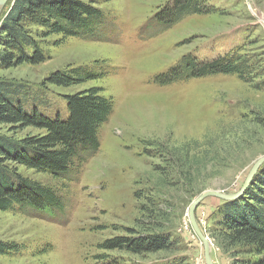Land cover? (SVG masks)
Instances as JSON below:
<instances>
[{
  "label": "rangeland",
  "instance_id": "obj_1",
  "mask_svg": "<svg viewBox=\"0 0 264 264\" xmlns=\"http://www.w3.org/2000/svg\"><path fill=\"white\" fill-rule=\"evenodd\" d=\"M85 1L105 15L96 38L54 36L48 61L0 74L37 84L53 71L91 66L103 77L52 90L70 94L99 86L113 99L114 112L77 181L22 169L65 191L67 205L52 216L0 211V240L25 247L15 256L0 255V264H95L103 253L123 256L127 264H172L177 257L207 264L189 217L192 202L207 190L239 191L264 155V0H207L214 12L188 15L167 29L154 16L172 0ZM235 48L254 56L259 77L249 82L218 74L155 82L188 54L206 60ZM184 147L196 155L193 175L173 166L178 161L173 149ZM158 166L172 173L161 176ZM152 201L164 212L161 228L180 241L175 249L137 256L101 248L107 239L128 235V229H149L142 208ZM223 201L206 198L196 219L211 243L214 264H234L235 257L216 246L211 234Z\"/></svg>",
  "mask_w": 264,
  "mask_h": 264
},
{
  "label": "trees",
  "instance_id": "obj_2",
  "mask_svg": "<svg viewBox=\"0 0 264 264\" xmlns=\"http://www.w3.org/2000/svg\"><path fill=\"white\" fill-rule=\"evenodd\" d=\"M6 8L0 15V72L45 63L54 36L62 41L75 36L96 38L105 18L99 7L85 0H9ZM215 10L207 0H172L154 18L167 29L188 15ZM242 51L235 48L206 60L188 54L157 75L155 82L164 85L218 74H236L251 82L261 75L258 61ZM92 69L56 70L37 84L0 74V211L35 210L52 216L66 207L65 191L44 185L23 174L22 169L48 173L68 183L79 179L90 155L99 150L100 129L113 114L114 101L103 95L99 86L70 94L58 93L52 87H70L103 77L101 71ZM173 150L178 153L173 165L178 172H197L192 150ZM167 169L155 168L161 176L172 173ZM155 205L152 201L150 208H142L147 221L143 225L149 229H128V235L107 239L101 248L137 256L175 249L180 241L161 228L164 212L157 211ZM219 213L211 233L215 245L234 256V264H264V164L239 198L223 201ZM24 250L23 245L0 240V255L15 256ZM97 258L95 264L128 263L123 256L105 253ZM172 264L191 263L177 257Z\"/></svg>",
  "mask_w": 264,
  "mask_h": 264
},
{
  "label": "water",
  "instance_id": "obj_3",
  "mask_svg": "<svg viewBox=\"0 0 264 264\" xmlns=\"http://www.w3.org/2000/svg\"><path fill=\"white\" fill-rule=\"evenodd\" d=\"M9 0H0V13L3 7L7 4ZM264 164V155L257 159L255 164L253 165L251 171L249 172L248 176L246 177L242 187L239 191L235 193H225L223 191L218 190H207L200 194L191 204L189 208V217L190 221L192 223V226L196 232V234L200 237L202 240L204 246H205V260L207 264H214L212 257H211V243L207 236L203 233L201 227L199 226V223L196 219V210L198 206L208 197H219L220 199L224 201H231L234 199L239 198L245 190L249 187L252 180L254 179L255 175L260 170L261 166Z\"/></svg>",
  "mask_w": 264,
  "mask_h": 264
}]
</instances>
